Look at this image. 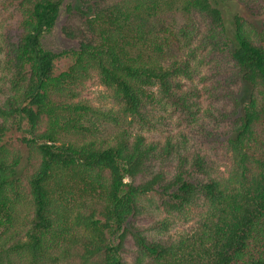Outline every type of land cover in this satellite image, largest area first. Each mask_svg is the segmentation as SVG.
I'll use <instances>...</instances> for the list:
<instances>
[{
    "label": "trees",
    "instance_id": "1",
    "mask_svg": "<svg viewBox=\"0 0 264 264\" xmlns=\"http://www.w3.org/2000/svg\"><path fill=\"white\" fill-rule=\"evenodd\" d=\"M13 1L19 32L0 25V264H129L127 237L134 264H264V24L227 22L219 0H77L78 31L63 29L77 45L55 50L44 35L65 0ZM229 69L248 100L226 92V174L189 156L188 137L146 136L173 113L200 126L199 85L184 79L219 89ZM94 78L110 106L77 100ZM147 195L201 211L190 230L154 239L128 225Z\"/></svg>",
    "mask_w": 264,
    "mask_h": 264
},
{
    "label": "rangeland",
    "instance_id": "2",
    "mask_svg": "<svg viewBox=\"0 0 264 264\" xmlns=\"http://www.w3.org/2000/svg\"><path fill=\"white\" fill-rule=\"evenodd\" d=\"M69 4L73 7L72 11H75V6L78 5L77 0H65L55 26L44 35L45 46L60 50L77 45V39L68 38L63 31L64 27L78 31L80 26V20L77 15L68 12ZM217 5L222 9L223 16L227 22L232 23L234 15L239 13L255 24L258 29L263 28L264 0H219ZM19 22L20 15L15 10V2L13 0H0V25H4L3 30H9L11 33L19 32ZM228 68L231 69L229 66ZM230 69L225 73L221 70L220 74L217 75L219 80L225 81L224 85L219 89L209 90L213 85L212 80L207 79L205 82L199 83L197 80L184 79L186 87L199 85V90L201 91L199 115L202 118L200 126L195 125L192 127L184 121L179 124V114L173 113V115H170L172 127L168 125L165 128L147 131L146 136L149 139L160 140L161 142H164L167 136H170L175 142L183 141L184 136L188 137L190 141L188 142L189 150L187 154L189 156L194 153L207 155L217 163L221 173L226 174L230 160L226 152L225 143L235 117L232 114L235 110V100L228 96L226 92L233 93L234 97L242 104L248 100V85L243 84L241 92H236L237 86L233 83V70ZM203 72H208L207 67L203 69ZM222 73L226 74L225 78H220ZM77 100H88L97 106L111 105V97L108 90L97 78L85 83ZM236 110L237 116L240 114V109ZM165 168L172 171L174 167L168 165ZM156 203H160L156 195L143 196L140 201L141 211L136 217L129 220V227H140L154 239L164 238L168 235L176 237L180 231L191 229L201 211L198 206H194L184 214L169 212L162 206L157 209ZM160 221H164L168 224V227L164 229ZM132 230L134 231L135 228ZM137 249L138 247L133 237H127L124 242L123 255L129 264L135 263V252ZM59 263L79 264L78 258L73 255L68 257V259H62Z\"/></svg>",
    "mask_w": 264,
    "mask_h": 264
}]
</instances>
